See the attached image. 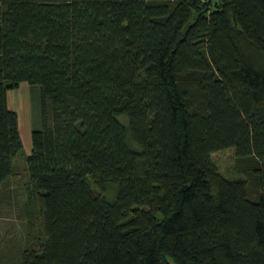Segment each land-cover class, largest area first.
<instances>
[{"label":"trees","instance_id":"obj_1","mask_svg":"<svg viewBox=\"0 0 264 264\" xmlns=\"http://www.w3.org/2000/svg\"><path fill=\"white\" fill-rule=\"evenodd\" d=\"M18 156L20 264H264V0H0V186Z\"/></svg>","mask_w":264,"mask_h":264},{"label":"rangeland","instance_id":"obj_2","mask_svg":"<svg viewBox=\"0 0 264 264\" xmlns=\"http://www.w3.org/2000/svg\"><path fill=\"white\" fill-rule=\"evenodd\" d=\"M8 108L18 116V126L23 144L22 155L31 152V134L41 127L39 87L27 82L7 91ZM216 155V162L226 163L231 153ZM23 156L15 160L14 174L0 186V264H20L21 251L28 244V231L37 232L39 220L29 216L27 206L29 180ZM31 221V222H30ZM32 232V233H33ZM169 264H172L169 262Z\"/></svg>","mask_w":264,"mask_h":264}]
</instances>
